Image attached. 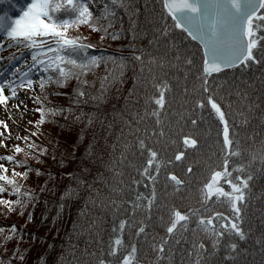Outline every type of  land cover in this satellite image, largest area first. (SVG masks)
<instances>
[{
    "label": "trees",
    "instance_id": "obj_1",
    "mask_svg": "<svg viewBox=\"0 0 264 264\" xmlns=\"http://www.w3.org/2000/svg\"><path fill=\"white\" fill-rule=\"evenodd\" d=\"M84 3L89 22L66 32L83 47L61 52L79 61L72 86L42 105L30 156L15 158L14 183H0L1 198L13 201L0 206V264H121L133 246L131 264H264V21L254 19L256 58L208 76L205 93L202 49L175 27L163 0ZM162 90L164 103L157 105L153 98ZM208 95L225 114L230 147ZM185 135L197 144L186 146ZM149 147L158 153L152 165ZM177 152L184 153L179 160ZM225 168L216 186L231 191L223 181L247 183L239 218L228 198L202 195L211 173ZM174 209L188 220L168 233ZM200 217L211 218L213 231ZM232 222L244 239L224 227Z\"/></svg>",
    "mask_w": 264,
    "mask_h": 264
},
{
    "label": "snow or ice",
    "instance_id": "obj_2",
    "mask_svg": "<svg viewBox=\"0 0 264 264\" xmlns=\"http://www.w3.org/2000/svg\"><path fill=\"white\" fill-rule=\"evenodd\" d=\"M163 6L167 9L173 21H175V27L182 29L193 40H198L203 47L202 75L204 79L201 86L205 93L208 92L207 78L212 73H219L222 68L233 67L236 64H242L249 59L254 60L256 58L253 49L257 45L256 28L260 25L254 24V18L257 21H264V11H260L264 9V0H164ZM62 8L68 10L70 14L75 13V15L71 16V18L56 17L55 13ZM105 11H107V6H105ZM91 16L92 13L89 11L87 4L84 3V0H30L26 7L21 10L19 16L15 18L7 17L6 15L0 17V31H3L11 40L23 38L29 45L44 43L43 40L36 39L37 36L55 39V54L54 57H48V67L58 68L60 75L67 78L69 73L60 65L65 61L76 65L78 61L73 59L71 55H61L60 50L66 46H71L73 50L76 47H83V45L77 46V38L67 36V29L74 23L89 22ZM45 51L52 52L54 50L47 48ZM96 59V57H91L90 62L95 63ZM187 62L191 63L190 60ZM81 66L83 67V63H81ZM164 87L166 88L167 85L165 84ZM6 99L7 97L0 90V102H4ZM153 99L155 100V104L163 105V90L158 97H154ZM196 103L200 107H205L203 100H197ZM207 104L211 106V109L214 110L216 116L219 117L220 122L224 125L223 144L225 147H230L232 140L229 136V126L221 105L211 95L207 96ZM0 123H3V121H0ZM157 123H159V120H157ZM183 141L186 146L197 144V140L188 135L183 137ZM140 146L144 147L143 141H140ZM16 150L20 151L18 147ZM147 151L150 154L147 164L152 165L154 163L153 158L157 157L158 153L151 147ZM232 154H238V150ZM183 155V152H177L176 159L179 160ZM7 159L11 160L12 157L9 156ZM155 164L158 171L160 161L155 160ZM224 164H228L227 159L224 160ZM0 168H3V166L0 165ZM144 171L147 173V168ZM227 174L226 168L223 171H213L211 179L203 185L207 191L206 193H202V195L207 197L215 193L217 196L228 198L237 218H239L240 209L237 206V202L244 199L245 193L243 189L247 188V183H233L230 179L223 181L230 185L231 191L216 186L220 178ZM169 175L177 184L181 183L176 176L171 173ZM148 178L151 180L154 177L148 173ZM0 180L14 183L6 175L0 176ZM68 194L71 195V191ZM154 195L155 192L153 191V196L148 198L149 207ZM214 215L218 214L214 213ZM173 217L167 227L168 233L173 232L177 227L178 221H183V226L187 224V215L181 213L179 210H173ZM200 223L204 226L205 231H213L208 227V225L213 223L211 218L206 220L204 217H200ZM124 224L125 222L121 220V229H123ZM224 227L229 232L234 230L240 239H244V232L236 222H232L230 226L225 224ZM140 231H143V229L141 228ZM215 235L219 236L221 233L215 232ZM213 243L216 244L218 241H213ZM120 244L121 240L117 237L115 245L118 246ZM230 247L235 249L237 245L233 243ZM160 248L163 249V243H161ZM117 250V247L113 246L111 253H115ZM135 251L136 249L133 246L131 252L123 256L121 264H131ZM99 264H106V262L101 259Z\"/></svg>",
    "mask_w": 264,
    "mask_h": 264
},
{
    "label": "rangeland",
    "instance_id": "obj_3",
    "mask_svg": "<svg viewBox=\"0 0 264 264\" xmlns=\"http://www.w3.org/2000/svg\"><path fill=\"white\" fill-rule=\"evenodd\" d=\"M77 27L79 28V25ZM68 30L69 28L67 32ZM76 30L77 29L74 31ZM0 36H2L0 38L1 48L7 36L3 31H0ZM36 39L43 40L45 43L51 41L53 38L37 36ZM52 44L56 43L53 41ZM8 49V46H4L0 54L8 55ZM63 49H61L60 52H62ZM76 65L69 64L65 61L60 66L64 67L66 71L72 68L71 71H67L69 73L67 78L59 74L55 75V80L52 78L54 73H51L47 83H45L42 88L37 86L36 89H33V83L30 77L22 73H16L15 69L9 70V72L5 74V78L0 81V90H2L3 95L7 97L4 102H0V121H3V123H0V165L3 166V168H0V176L6 175L11 180V178L13 179L11 174H19L18 168L14 171V165L16 163L15 158L30 156L31 151L27 152V147L28 145L32 147L35 137L41 134L42 130V105L50 102L51 99L67 85L70 87L72 86L71 83L73 81L71 82V79L76 71L74 70ZM26 70L27 69L22 72L24 73ZM29 81L31 82L30 84ZM13 93L15 94L13 95ZM17 147L20 151L16 150ZM9 156L12 157L11 160L7 159ZM4 182L7 181L0 180V183ZM11 202L13 201L7 198V196L4 198L0 197V206Z\"/></svg>",
    "mask_w": 264,
    "mask_h": 264
},
{
    "label": "water",
    "instance_id": "obj_4",
    "mask_svg": "<svg viewBox=\"0 0 264 264\" xmlns=\"http://www.w3.org/2000/svg\"><path fill=\"white\" fill-rule=\"evenodd\" d=\"M167 10V9H166ZM261 11V10H260ZM191 37V36H190ZM192 38V37H191ZM201 48H202V51H203V47L200 45V42L198 41V40H194ZM244 63V62H243ZM242 63V64H243ZM242 64H236V65H234L233 67H227V68H222L221 69V71L220 72H223V71H226V70H229V69H232V68H235V67H237V66H239V65H242ZM219 72V73H220ZM215 74H217V73H212L211 75H215ZM210 75V76H211Z\"/></svg>",
    "mask_w": 264,
    "mask_h": 264
}]
</instances>
